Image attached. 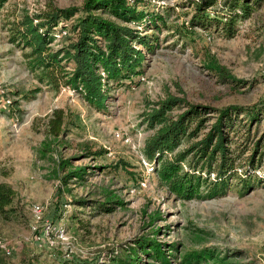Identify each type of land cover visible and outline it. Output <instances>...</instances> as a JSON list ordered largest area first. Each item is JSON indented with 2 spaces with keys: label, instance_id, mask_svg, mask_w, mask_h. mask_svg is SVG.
<instances>
[{
  "label": "rangeland",
  "instance_id": "obj_1",
  "mask_svg": "<svg viewBox=\"0 0 264 264\" xmlns=\"http://www.w3.org/2000/svg\"><path fill=\"white\" fill-rule=\"evenodd\" d=\"M127 1L146 12L145 19H156L157 27L147 20L124 24L140 34L153 33L151 43L156 44L148 50L138 46L145 55L140 71L111 85L102 109L61 80H40L29 66L28 48L12 41L14 24L23 14L42 13L51 6L81 8L83 0H6L0 9V182L15 191L13 211L8 218L0 215V264H55L63 259L108 263L109 252L121 248L123 253L134 246L133 239L151 236L155 227H160L159 241L177 245L172 264H180L184 253L210 247L238 264H264V113L252 125L249 139L244 129L234 139L240 155L237 172L240 177L252 174V187L243 189L233 179L222 196L190 200L168 192L155 174V162L144 156V142L153 130L142 114L148 103L167 93L214 108L237 105L263 111L264 3L238 21L229 37L219 26L191 28L193 10L185 0ZM80 14L62 20L66 34L54 40L53 50L72 40L70 26ZM65 65L70 69V63ZM210 65L225 68L236 81L221 79ZM55 108L65 112L58 139L46 136L45 128ZM181 111L174 108L170 114ZM240 117L247 122L246 114ZM256 139H262V156L249 167ZM65 159L73 167L85 166V179L72 177L64 184L68 168L59 164ZM100 165L106 167L101 170ZM105 192L122 202L111 212L100 211L95 202L103 201ZM79 198L93 202L79 206ZM36 204L43 207L37 221L32 211ZM154 213L159 218L150 224ZM45 221L63 225L67 240L55 234L52 244L40 240ZM138 254L140 264H160Z\"/></svg>",
  "mask_w": 264,
  "mask_h": 264
},
{
  "label": "trees",
  "instance_id": "obj_2",
  "mask_svg": "<svg viewBox=\"0 0 264 264\" xmlns=\"http://www.w3.org/2000/svg\"><path fill=\"white\" fill-rule=\"evenodd\" d=\"M5 1L0 0V9ZM185 2L193 10L189 20L191 28L219 26L231 37L236 31L237 22L249 18L264 0ZM79 12L81 14L75 17V23L70 26L72 40L53 50L51 44L55 40L53 33L58 22L69 21ZM104 14L110 17H104ZM146 15L127 0H83L81 8L51 6L42 13L23 14L14 24L12 41L28 48L26 57L29 58V66L38 72L40 80L46 79L52 84L61 80L63 85L79 92L88 104L102 109L109 97L110 86L140 71L145 55L138 46L148 50L156 44L151 43L153 33L140 34L137 29L124 24L138 25L147 20V24L157 27L156 19H145ZM154 38L157 40V37ZM63 61L71 64L70 69H65ZM207 68L216 70V75L223 80L236 81L223 67L210 65ZM174 108L182 111L173 116L170 112ZM262 112L264 109L250 110L237 105L214 108L167 93L163 99L148 103L142 113L146 126L153 130L144 142V156L155 162V174L160 184L181 200L222 196L233 179L243 189H249L254 182L253 175L248 173L240 177L238 174L237 160L240 155L233 147L234 139L241 129L245 131V139H249L252 125L259 123ZM244 114L247 122L240 117ZM64 126L65 112L62 108H55L45 123L46 136L58 139L64 132ZM261 143L262 139L253 142L247 161L249 167H254L256 161L261 159L262 155L258 153ZM59 166L68 168L62 177L64 184L72 177L85 179V166L73 167L70 159L61 161ZM105 167L100 165L98 168L102 170ZM104 196L103 201H95L100 211L111 212L122 204L112 192H105ZM14 197L12 186L0 182V215L3 218H8L9 211H13ZM76 202L79 206H85L93 200L79 198ZM157 218L159 215L151 214L150 224ZM159 231L160 227H155L151 229V236L136 237L133 239L134 246L123 253H120L121 248L113 249L109 252L108 263L103 264H140L142 260L138 252L160 264H172L171 257L177 251V245L159 241L156 237ZM179 258L180 264H238L219 255L211 247L184 253ZM55 264L73 263L70 259H63Z\"/></svg>",
  "mask_w": 264,
  "mask_h": 264
},
{
  "label": "built area",
  "instance_id": "obj_3",
  "mask_svg": "<svg viewBox=\"0 0 264 264\" xmlns=\"http://www.w3.org/2000/svg\"><path fill=\"white\" fill-rule=\"evenodd\" d=\"M62 21H59L56 28L54 29V37L55 40H58L62 36L66 34V31L62 29ZM33 211V217L37 221L42 218L43 214V207L41 205H34L32 208ZM33 229L35 228L34 225H31ZM52 234H55L56 237L61 240L65 241L67 240V234L63 227V225L54 222V221H45L43 228L41 229V235L38 237L40 240H45L47 243L52 244L50 236ZM6 251L8 250L5 246H3Z\"/></svg>",
  "mask_w": 264,
  "mask_h": 264
}]
</instances>
